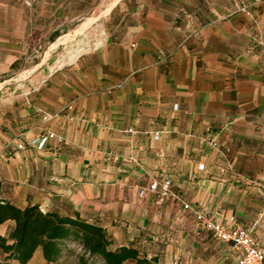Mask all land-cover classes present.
Wrapping results in <instances>:
<instances>
[{"label": "crops", "instance_id": "crops-1", "mask_svg": "<svg viewBox=\"0 0 264 264\" xmlns=\"http://www.w3.org/2000/svg\"><path fill=\"white\" fill-rule=\"evenodd\" d=\"M99 2L0 0V201L97 225L161 264H236L171 195L264 238V0H117L87 43L34 63L38 22L60 30ZM166 180L170 195L149 190ZM82 256L67 242L25 264Z\"/></svg>", "mask_w": 264, "mask_h": 264}, {"label": "trees", "instance_id": "trees-1", "mask_svg": "<svg viewBox=\"0 0 264 264\" xmlns=\"http://www.w3.org/2000/svg\"><path fill=\"white\" fill-rule=\"evenodd\" d=\"M6 221L14 225L8 238L0 237V251L6 255L0 264H7L8 260L25 264L37 249L46 262L52 263L59 259L67 242L76 243L83 254L78 264H87L86 258L99 264H161L131 246L112 248L106 232L97 225L44 213L37 206L18 209L0 201V224Z\"/></svg>", "mask_w": 264, "mask_h": 264}, {"label": "built area", "instance_id": "built-area-1", "mask_svg": "<svg viewBox=\"0 0 264 264\" xmlns=\"http://www.w3.org/2000/svg\"><path fill=\"white\" fill-rule=\"evenodd\" d=\"M241 9L245 11V7ZM157 137L158 134H154ZM54 138L52 133H43L31 141L32 145L42 148L45 143ZM215 147V143H211ZM18 149H23V145H18ZM170 182L153 181L149 186L151 192H159L160 195H170ZM183 211L191 215L195 227L198 230L207 232L219 243L229 246L235 253L236 264H264V248L260 240L252 234V229L242 227L233 216H226L221 212L207 214L199 208L184 202L181 198L171 195Z\"/></svg>", "mask_w": 264, "mask_h": 264}, {"label": "rangeland", "instance_id": "rangeland-1", "mask_svg": "<svg viewBox=\"0 0 264 264\" xmlns=\"http://www.w3.org/2000/svg\"><path fill=\"white\" fill-rule=\"evenodd\" d=\"M116 1L117 0H100L99 4L91 14L63 27L60 30H55L56 25L53 22H38V25H40V31L36 30L33 38L36 40V44L33 45L34 49L32 51L34 63L42 64L49 52H53V54L59 53L64 48L73 46L75 41H79V43L83 42V44L87 43L90 39L89 36L101 28V24L108 12L107 9ZM101 2L102 5L100 6ZM30 69L31 68H28L27 71H30ZM257 238L264 245V238L259 236ZM87 264L99 263L97 261L89 260L87 261Z\"/></svg>", "mask_w": 264, "mask_h": 264}, {"label": "bare ground", "instance_id": "bare-ground-1", "mask_svg": "<svg viewBox=\"0 0 264 264\" xmlns=\"http://www.w3.org/2000/svg\"><path fill=\"white\" fill-rule=\"evenodd\" d=\"M93 21V20H92ZM87 23V22H86ZM96 34V33H95Z\"/></svg>", "mask_w": 264, "mask_h": 264}]
</instances>
